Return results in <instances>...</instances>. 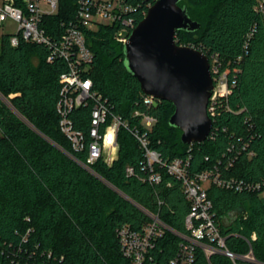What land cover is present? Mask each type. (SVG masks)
I'll list each match as a JSON object with an SVG mask.
<instances>
[{"label": "trees", "instance_id": "1", "mask_svg": "<svg viewBox=\"0 0 264 264\" xmlns=\"http://www.w3.org/2000/svg\"><path fill=\"white\" fill-rule=\"evenodd\" d=\"M124 1L135 7L131 16L137 25L156 0ZM180 4L201 27L177 31L178 43L206 52L210 62L215 58L229 84L206 140L182 142L181 130L170 124L175 110L171 102H143L140 83L124 64V44L115 38L117 24L87 31L94 52L87 75L130 125L144 127L133 115L135 109L156 118L151 129L144 130L164 158L190 152L192 172L217 166L224 178L264 183V1ZM76 9L77 0H59L57 13L42 18L47 33L59 35L61 22L74 18ZM13 34H3L0 46V264H130L118 229L125 224L141 229L149 220L141 207L186 231L191 205L181 181L167 172L159 184L143 180V150L127 128L118 132V156L112 163L101 158L88 168L78 162L86 161L87 152L72 148L59 128L56 110L66 63L49 62L46 46L21 36L18 45H12ZM72 118L86 132L90 106L75 109ZM128 166L133 173H127ZM263 192L264 186L242 191L215 183L208 187L227 247L238 253L252 249L257 262L249 264H264ZM180 240L171 232L159 238L152 250L154 263L170 264ZM195 264L232 262L220 253L208 259L199 249Z\"/></svg>", "mask_w": 264, "mask_h": 264}, {"label": "built area", "instance_id": "2", "mask_svg": "<svg viewBox=\"0 0 264 264\" xmlns=\"http://www.w3.org/2000/svg\"><path fill=\"white\" fill-rule=\"evenodd\" d=\"M58 8L59 0H21L20 4L16 0H3L0 3V23L7 19L17 22L18 30L10 38L12 45H18L21 36L46 46L49 62L61 59L66 63V69L60 75L62 86L56 110L59 128L69 139L72 148L87 152L86 161L77 159L78 162L88 168L101 158L109 164L112 163L119 148L118 132L121 127H125L138 140L143 150L142 168L146 173L143 180L159 184L163 179V172L169 173L181 181L184 194L191 205L185 218L184 232L165 222L159 213L145 207L141 209L149 220L141 229L122 225L118 229V237L121 250L130 264H154L152 250L156 248L157 240L166 232H171L181 239L170 264H195L199 249L208 259L214 253H220L227 256L232 264L257 262L252 249L247 253H238L227 247L226 236L220 230L213 211V202L208 196V187L215 183L236 191L259 190L264 183L237 177L224 178L217 166L192 172L190 152L184 157L164 158L159 151L151 147L148 131L144 130L151 129L156 118L145 111L135 109L133 115L141 118L144 127L137 123L130 125L122 115L114 112L108 99L94 89L93 80L87 75L94 60L87 31L103 24H117L115 38L124 44L136 26L135 19L131 16L135 7L124 0H77L74 18L61 22L63 30L59 35H51L43 26L42 18L57 13ZM219 68L218 62L211 67L212 76L218 74V82H214V90L208 103V113L211 117L216 114L220 99L227 96L229 91L227 75L220 72ZM157 100L160 99L143 93V102L146 105H153ZM83 106H90V125L86 132L77 128L72 118L73 111ZM212 130L213 127L210 134ZM235 159L236 156L229 165ZM126 170L129 174L133 173L130 166Z\"/></svg>", "mask_w": 264, "mask_h": 264}, {"label": "water", "instance_id": "3", "mask_svg": "<svg viewBox=\"0 0 264 264\" xmlns=\"http://www.w3.org/2000/svg\"><path fill=\"white\" fill-rule=\"evenodd\" d=\"M180 1L156 0L148 8L123 45L124 64L144 94L174 105L170 124L191 144L206 140L213 127L208 103L215 83L208 54L176 39L179 30L201 27Z\"/></svg>", "mask_w": 264, "mask_h": 264}, {"label": "rangeland", "instance_id": "4", "mask_svg": "<svg viewBox=\"0 0 264 264\" xmlns=\"http://www.w3.org/2000/svg\"><path fill=\"white\" fill-rule=\"evenodd\" d=\"M3 0H0V3H2ZM18 30V25H17V22L12 20V19H8L6 20L5 22L3 23H0V46H1V36L3 34H6V33H9V34H13V33H16ZM216 60L215 58H212V61H211V67H213V64H215ZM214 77V76H213ZM216 77V79H215ZM215 77L213 79H215L214 82H218V74H215ZM6 101H8L6 98H4ZM119 150V148H118ZM111 151H114V150H111ZM116 152V151H115ZM118 156V151L116 153V157L117 158ZM263 197H264V192H263Z\"/></svg>", "mask_w": 264, "mask_h": 264}, {"label": "crops", "instance_id": "5", "mask_svg": "<svg viewBox=\"0 0 264 264\" xmlns=\"http://www.w3.org/2000/svg\"><path fill=\"white\" fill-rule=\"evenodd\" d=\"M8 20V19H7ZM5 22V21H4Z\"/></svg>", "mask_w": 264, "mask_h": 264}]
</instances>
